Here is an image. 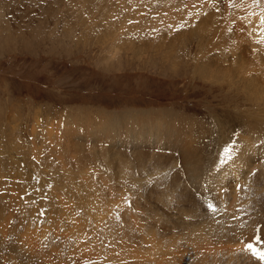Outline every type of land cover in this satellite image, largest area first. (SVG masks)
I'll use <instances>...</instances> for the list:
<instances>
[{
  "label": "rangeland",
  "instance_id": "1",
  "mask_svg": "<svg viewBox=\"0 0 264 264\" xmlns=\"http://www.w3.org/2000/svg\"><path fill=\"white\" fill-rule=\"evenodd\" d=\"M183 6L0 0V264H264V148L230 174L186 122L235 140L264 115L195 75Z\"/></svg>",
  "mask_w": 264,
  "mask_h": 264
},
{
  "label": "bare ground",
  "instance_id": "2",
  "mask_svg": "<svg viewBox=\"0 0 264 264\" xmlns=\"http://www.w3.org/2000/svg\"><path fill=\"white\" fill-rule=\"evenodd\" d=\"M132 4L137 6L139 0H132ZM183 8V33L175 35L177 36L175 39L178 40L182 37L185 45L188 42L189 48L193 49L194 42L198 41L199 52H197L194 59L192 58L193 60L197 59L194 63L195 75L207 81L208 78H216V81L211 82L217 83L216 85L221 89H230L237 96L242 95L246 104L251 102V106L256 108L254 111L256 114L264 115V0H184ZM168 11L162 17L164 23L168 19ZM141 14L140 6L138 17L143 18ZM146 21L151 22L150 18ZM110 30L112 31L113 29ZM104 35L109 38V36L118 35V33L114 32L113 34L108 29ZM195 48L197 50V47ZM234 85L240 86L235 87ZM250 115H254V113L250 112ZM259 119L258 125L251 124L249 118L242 120L243 123L246 122L245 124H250V126L244 128V133L241 132L242 135L237 136L235 140L225 135L228 128V125L225 124L227 121H221L219 118L214 119L213 126L211 124L205 126L195 118L186 119V122L192 139L199 138L201 141L207 140L209 142L206 144L208 155L218 156L224 170L228 171V167H230L234 171H241L243 176L244 172L252 171L262 165L261 162H259L260 165L252 158V154L259 153L264 148V145L258 146L259 143L264 142V127L262 123L264 117ZM230 121V124L228 123L229 126L234 124L233 122L236 123L235 118ZM254 128H258V130H254ZM210 142H214L216 145ZM34 150L37 151L36 147ZM249 154L251 156L247 158ZM38 156H35V159ZM60 189L57 190V187L53 186L50 191L57 195ZM64 201L60 199L59 202L65 208L70 207V204L66 206V201L68 203L69 200ZM111 201L119 204L117 201ZM98 203H100V207L96 211L108 213L109 207L107 204L101 199H98ZM67 220L70 219H66L63 222L67 223ZM46 227L42 226L41 230L36 228V237L27 233L24 245L28 248L29 253L40 251L36 246H39L42 238L40 237L41 240H39L37 237L39 236L38 234L42 236L46 235V233L49 234L51 230ZM198 229L195 230V237L201 239L204 237L206 230L204 228ZM29 231L31 232V230ZM52 233H54V230ZM70 234L73 235V230L70 231ZM44 239L46 238L44 237ZM42 242L44 241L42 240Z\"/></svg>",
  "mask_w": 264,
  "mask_h": 264
},
{
  "label": "snow or ice",
  "instance_id": "3",
  "mask_svg": "<svg viewBox=\"0 0 264 264\" xmlns=\"http://www.w3.org/2000/svg\"><path fill=\"white\" fill-rule=\"evenodd\" d=\"M209 207L210 208H212L213 206L212 205H209ZM215 209L213 208V211H214ZM248 247V250L249 251H251L252 253H253V255H255L257 258H259V259H262V260H264V252H259L258 250H256L255 248H254V246H252V245H248L247 246Z\"/></svg>",
  "mask_w": 264,
  "mask_h": 264
}]
</instances>
